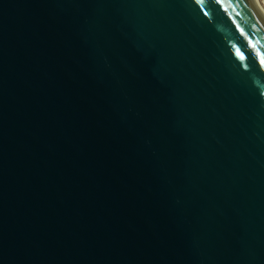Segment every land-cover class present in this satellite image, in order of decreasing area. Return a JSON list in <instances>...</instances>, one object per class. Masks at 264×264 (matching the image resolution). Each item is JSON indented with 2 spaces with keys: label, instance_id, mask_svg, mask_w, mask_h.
Masks as SVG:
<instances>
[{
  "label": "water",
  "instance_id": "obj_1",
  "mask_svg": "<svg viewBox=\"0 0 264 264\" xmlns=\"http://www.w3.org/2000/svg\"><path fill=\"white\" fill-rule=\"evenodd\" d=\"M0 264H264L258 0H0Z\"/></svg>",
  "mask_w": 264,
  "mask_h": 264
},
{
  "label": "bare ground",
  "instance_id": "obj_2",
  "mask_svg": "<svg viewBox=\"0 0 264 264\" xmlns=\"http://www.w3.org/2000/svg\"><path fill=\"white\" fill-rule=\"evenodd\" d=\"M260 2V4L262 5V7L264 8V0H258Z\"/></svg>",
  "mask_w": 264,
  "mask_h": 264
}]
</instances>
